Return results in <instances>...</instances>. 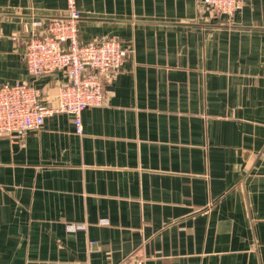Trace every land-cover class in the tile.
Wrapping results in <instances>:
<instances>
[{"label":"crops","instance_id":"0c3cea01","mask_svg":"<svg viewBox=\"0 0 264 264\" xmlns=\"http://www.w3.org/2000/svg\"><path fill=\"white\" fill-rule=\"evenodd\" d=\"M76 3L80 39L127 56L81 132L57 113L0 136V264H264V0ZM66 8L0 0V85L34 79L32 21ZM34 81L56 102L66 78Z\"/></svg>","mask_w":264,"mask_h":264},{"label":"built area","instance_id":"2783aa9c","mask_svg":"<svg viewBox=\"0 0 264 264\" xmlns=\"http://www.w3.org/2000/svg\"><path fill=\"white\" fill-rule=\"evenodd\" d=\"M214 10L232 14L242 0H204ZM80 10L76 0H67L60 16L39 17L32 21L25 60L33 80H18L0 85V136L23 138L40 129L46 119L57 113L73 116L77 131H82V114L87 108L105 103V82L120 69L127 56L121 40L115 37L89 42L80 39ZM62 71L66 82L58 87L57 101L47 102L45 92L35 79ZM85 224H68L69 230ZM122 264H146L135 256Z\"/></svg>","mask_w":264,"mask_h":264}]
</instances>
